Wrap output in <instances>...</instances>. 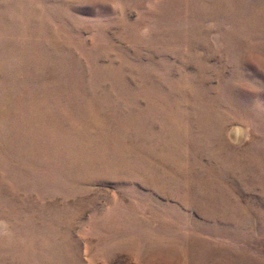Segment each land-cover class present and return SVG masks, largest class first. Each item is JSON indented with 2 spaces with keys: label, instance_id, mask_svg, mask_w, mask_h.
Returning <instances> with one entry per match:
<instances>
[{
  "label": "rangeland",
  "instance_id": "rangeland-1",
  "mask_svg": "<svg viewBox=\"0 0 264 264\" xmlns=\"http://www.w3.org/2000/svg\"><path fill=\"white\" fill-rule=\"evenodd\" d=\"M0 264H264V0H0Z\"/></svg>",
  "mask_w": 264,
  "mask_h": 264
}]
</instances>
